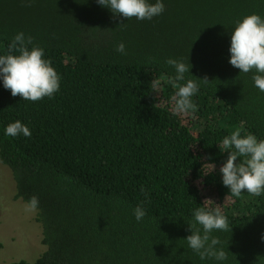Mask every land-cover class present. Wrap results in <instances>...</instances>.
Returning a JSON list of instances; mask_svg holds the SVG:
<instances>
[{"label": "trees", "instance_id": "obj_1", "mask_svg": "<svg viewBox=\"0 0 264 264\" xmlns=\"http://www.w3.org/2000/svg\"><path fill=\"white\" fill-rule=\"evenodd\" d=\"M28 2L0 0V55L17 33L31 36L60 87L31 102L0 80V163L17 199L38 198L45 247L13 264H264V192L232 196L219 172L225 136L264 140V92L254 72L228 63L231 32L245 16L264 18V0H162L163 13L143 21L113 17L96 0ZM169 58L191 66L177 83L209 80L198 81L193 115L172 112ZM17 120L30 137L5 135ZM211 197L230 201L220 212L231 231L211 233L224 261L201 260L185 240Z\"/></svg>", "mask_w": 264, "mask_h": 264}, {"label": "clouds", "instance_id": "obj_2", "mask_svg": "<svg viewBox=\"0 0 264 264\" xmlns=\"http://www.w3.org/2000/svg\"><path fill=\"white\" fill-rule=\"evenodd\" d=\"M96 3L107 8L113 17H120L126 21L132 18L140 21L151 20L164 11L162 0H156L154 4L149 3L148 0H96ZM26 6H31V0ZM119 26H125V23ZM32 42L33 38L26 37L23 32L17 33L12 38L7 47V54L0 55V80L3 82L4 89L10 90L13 97L19 96L22 100L36 102L45 97L51 99L59 91L60 76L51 66V62L44 59L42 48L33 45L29 49L28 46L32 45ZM116 51L126 54L125 45L118 44ZM228 52L230 54L228 63L239 69L240 73L254 72L252 76L254 86L264 92V18L252 14L237 22L231 32ZM165 63L175 69V75L169 77V83L177 89L172 97L173 114L193 115L196 105L192 97L199 90L198 81L207 84L208 78L193 77L194 79L179 84L177 82L184 81L185 74H189L191 66L189 63L171 58ZM152 84L155 87L158 81H152ZM4 131L5 135L10 137L31 136L30 129L19 120L9 123ZM222 148L228 152V156L219 172L222 175V184L229 193L232 196H239L242 192H247L250 195L260 196L264 192V140H258L252 134L242 136L240 130H236L223 138ZM238 157L243 158L239 163ZM214 167L211 165V170ZM140 191L147 196L143 187ZM205 202L213 203L210 200ZM38 204V198L32 196L26 204V209L37 211ZM145 214L142 205H137L133 209V215L138 222ZM193 217L194 223L188 225V231L191 234L185 238L189 248L198 254L201 260H226L229 252L223 248H217L220 240L213 237L211 233L231 231L227 218L221 214L218 207L209 209L206 206H198L193 211ZM261 240L264 241V235L261 236Z\"/></svg>", "mask_w": 264, "mask_h": 264}, {"label": "rangeland", "instance_id": "obj_3", "mask_svg": "<svg viewBox=\"0 0 264 264\" xmlns=\"http://www.w3.org/2000/svg\"><path fill=\"white\" fill-rule=\"evenodd\" d=\"M198 152L197 147L193 146ZM14 182L10 171L0 163V264H13L20 260L35 261L44 251L42 230L36 222V212L28 211L26 203L15 196ZM206 202L209 209L227 205L226 200L219 203Z\"/></svg>", "mask_w": 264, "mask_h": 264}]
</instances>
